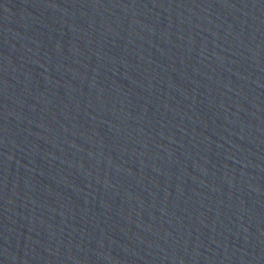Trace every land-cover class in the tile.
<instances>
[{
	"label": "water",
	"instance_id": "water-1",
	"mask_svg": "<svg viewBox=\"0 0 264 264\" xmlns=\"http://www.w3.org/2000/svg\"><path fill=\"white\" fill-rule=\"evenodd\" d=\"M0 264H264V0H0Z\"/></svg>",
	"mask_w": 264,
	"mask_h": 264
}]
</instances>
